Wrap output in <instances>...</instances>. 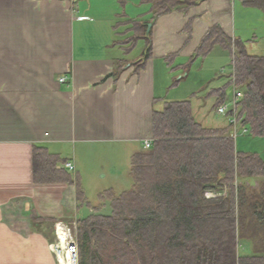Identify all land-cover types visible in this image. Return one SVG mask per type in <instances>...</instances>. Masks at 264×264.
Returning <instances> with one entry per match:
<instances>
[{"label":"crops","instance_id":"crops-1","mask_svg":"<svg viewBox=\"0 0 264 264\" xmlns=\"http://www.w3.org/2000/svg\"><path fill=\"white\" fill-rule=\"evenodd\" d=\"M152 18L150 0H0V264H57L54 226L78 211L75 187L34 182V146L72 162L82 180L77 147L81 156L105 153L113 168L123 162L131 175L165 103L191 100L204 127H228L227 116L206 121L211 103L201 107L198 89L178 76L217 48L232 59L222 46L196 52L214 27L233 42L261 36L264 11L244 0H201Z\"/></svg>","mask_w":264,"mask_h":264},{"label":"trees","instance_id":"trees-1","mask_svg":"<svg viewBox=\"0 0 264 264\" xmlns=\"http://www.w3.org/2000/svg\"><path fill=\"white\" fill-rule=\"evenodd\" d=\"M150 1L155 21L188 11L201 0ZM244 2L264 11V0ZM218 33L216 27L210 29L196 57L217 46L229 51L231 82L244 93L238 120L252 137L264 138V57L247 53L239 40ZM210 96L216 97L217 110L227 102V87L212 90ZM153 135L152 148L132 157V189L101 195L110 200L111 214L89 206L92 214L77 221L79 264H264L263 157L240 151L230 125L204 127L190 101L168 102L155 111ZM66 163L34 146V182L75 185L79 210L88 202L79 175L58 167ZM225 190L227 196L206 197L208 191Z\"/></svg>","mask_w":264,"mask_h":264},{"label":"rangeland","instance_id":"rangeland-1","mask_svg":"<svg viewBox=\"0 0 264 264\" xmlns=\"http://www.w3.org/2000/svg\"><path fill=\"white\" fill-rule=\"evenodd\" d=\"M249 20H252V18H250ZM263 31H264V27L261 26L258 29V34L261 36H241L242 39L239 41L244 45L247 53L251 55L259 54L260 56H264ZM215 51L216 52H214V54H212V56L209 57L206 63H201L202 61H199L197 65H195L194 67L192 66V69L189 70L188 73H185L182 76H178V78L184 77V81L188 80V86L190 89H193L195 87L198 89L199 91L198 97L204 101L201 104V107L205 106L206 101H209L211 103L209 107L211 113L210 115L206 113L207 115L206 121H210V122L217 121L218 119L216 118L217 116H219V114H217L215 111L216 110L215 105L217 99L216 97L210 96V92L214 89H219L217 86L223 83V82L221 83L219 82L222 80L225 83L224 85L220 86V88L227 87L226 103L230 104V102L232 101L235 95V87L233 83L230 80L227 81L228 74L232 73L233 70L232 59L228 56L226 51H223L220 48L215 49ZM189 77H191L190 81H189ZM180 84L181 83H179V85ZM190 102L192 103L191 100ZM257 139L258 138H254L250 134H245V135L239 134L236 137L235 143L240 151L257 152L260 153L264 159V141H257ZM75 154L78 157V162H77L79 163L78 169L84 177L80 182L84 190L86 201L88 202V204L80 206L77 212L76 211L74 212L75 217L80 219H84L88 217L90 214H92V212L90 211L92 210L91 208L93 207L99 208L100 212L103 214H111L112 207L110 200L108 198H105L103 200L101 198V195L106 193L107 191H112L115 194L120 195L124 191H128L132 189L134 183L132 176L126 173V168L124 169L123 162H120L117 168H113L112 165L109 162H107V160H104L105 156H107L105 155V153L84 155L82 152L83 155L81 156L79 147H77V149H75ZM237 185H239V182L236 181L235 186ZM67 187L69 186H66V188ZM70 187H75V185L74 186L70 185ZM61 188H62L61 186H57V193H58L57 196H61L63 194ZM64 204L66 205V207L69 208L68 201H65ZM22 208H25L24 203L19 204L18 210ZM75 217L73 218L74 220H76ZM73 219L72 220L68 219L67 221L65 220L63 221L61 219L59 220V222L65 223L72 230V233L75 235L74 230L77 229L76 226L78 220L71 222L73 221ZM243 250H245L244 245L240 246V251L242 252Z\"/></svg>","mask_w":264,"mask_h":264},{"label":"built area","instance_id":"built-area-1","mask_svg":"<svg viewBox=\"0 0 264 264\" xmlns=\"http://www.w3.org/2000/svg\"><path fill=\"white\" fill-rule=\"evenodd\" d=\"M62 83H65L67 80L66 78H61L60 80ZM235 87V95L232 101L229 103H226L222 106H220L217 109V113L222 116L228 117V124L232 127V138L236 139V137L241 134H249V130L247 128H241L239 130L240 122L238 120V112L237 107L238 104L241 102V100L244 97V93L242 89L236 86V83H233ZM232 113L231 116L228 114ZM241 131V132H240ZM154 143V140H145L143 147L145 150H149L152 148ZM65 168L69 170L70 172L74 173L76 171L75 165L72 162H68L65 164ZM227 191L223 192H213L208 191L206 192L207 199L216 198L219 196H227ZM77 227V226H76ZM61 231L66 234L67 236V245L66 247H63L61 245V242L59 240V232ZM55 231L57 239L56 241L50 245V249L52 253L55 255L57 264H79V247H78V241L75 237V235L72 233V230L63 222H58L55 225Z\"/></svg>","mask_w":264,"mask_h":264},{"label":"bare ground","instance_id":"bare-ground-1","mask_svg":"<svg viewBox=\"0 0 264 264\" xmlns=\"http://www.w3.org/2000/svg\"><path fill=\"white\" fill-rule=\"evenodd\" d=\"M59 234V240H60V242H61V245L63 246V247H66V245H67V236H66V234H64L62 231H61V229H60V232L58 233Z\"/></svg>","mask_w":264,"mask_h":264},{"label":"water","instance_id":"water-1","mask_svg":"<svg viewBox=\"0 0 264 264\" xmlns=\"http://www.w3.org/2000/svg\"><path fill=\"white\" fill-rule=\"evenodd\" d=\"M151 27H152V24L149 25V28H151Z\"/></svg>","mask_w":264,"mask_h":264}]
</instances>
